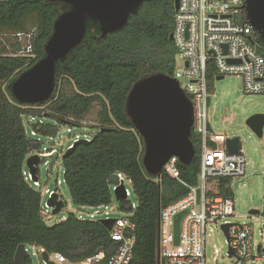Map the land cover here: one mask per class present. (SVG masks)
<instances>
[{
	"label": "trees",
	"instance_id": "obj_1",
	"mask_svg": "<svg viewBox=\"0 0 264 264\" xmlns=\"http://www.w3.org/2000/svg\"><path fill=\"white\" fill-rule=\"evenodd\" d=\"M174 1L144 2L123 29L103 38L97 25H89L84 40L56 64L49 100L34 105L18 103L10 85L44 57L53 24L67 7L48 0H7L0 6V37H5L0 41V264H15L13 257L19 245H36L48 255L58 253L71 263L100 251L104 260L98 264H106L115 251L116 243L99 220L80 221L76 213H68L63 222L47 223L42 193L26 176L25 161L45 149L44 140L55 139L63 125L81 127L79 120L95 104L100 107L99 125L91 126L94 134L84 138H93L92 142L77 143L62 159L63 183L71 202L77 209L110 205L116 174H124L137 203L134 210L129 200L117 203L118 211L131 213L135 223L131 263L164 264L158 254L159 213L184 196L187 189L164 170L157 176L146 173L143 142L126 115L125 104L132 86L141 78L154 74L174 77L177 50L169 38ZM27 32H32L29 56L20 55V44L7 37ZM253 37L264 60V42L256 34ZM214 80V68L209 65V95ZM191 142L193 159L177 167L179 178L194 186L198 182L200 137L192 133ZM36 176L39 181L38 168ZM231 182V178H219L214 195L232 198ZM260 213L264 217V175ZM27 263L31 264L30 258Z\"/></svg>",
	"mask_w": 264,
	"mask_h": 264
},
{
	"label": "built area",
	"instance_id": "obj_2",
	"mask_svg": "<svg viewBox=\"0 0 264 264\" xmlns=\"http://www.w3.org/2000/svg\"><path fill=\"white\" fill-rule=\"evenodd\" d=\"M7 0H0V6ZM244 0H178V8L173 18L172 42L177 50L176 59L182 63L180 70H176L174 77L184 94L189 98L193 108V125L191 132L200 137L198 182L192 186L179 178L178 159H168L162 170L172 179L183 185L187 192L181 198L163 207L159 213L158 254L164 264H220L219 250L214 246L212 256L206 258L207 225L210 223L229 224L228 240L226 239L227 258H232L229 264H264V249L252 242V227L230 222L228 218L235 216L233 198L215 196L219 178H241L245 175V159L241 149L236 154L228 153L225 134H215L207 118L206 75L208 66H212L216 77L224 79L234 76L240 80L242 90L247 95L264 94V60L257 52L255 34L246 20ZM21 46L20 55L29 56L32 51V32L16 33L12 35ZM210 127V131L208 130ZM34 136V133L31 132ZM76 141V140H75ZM72 147V144L68 148ZM67 148V149H68ZM44 150V151H43ZM37 155L41 159L50 158L55 150L46 152L43 149ZM161 170V171H162ZM117 184L111 187V204L116 201L114 190L123 184L125 200L130 192L124 182L130 180L122 174H116ZM27 180L32 181L27 172ZM54 193L45 189L42 196L47 198ZM118 203V202H117ZM110 204V205H111ZM137 203L131 202V209ZM110 205L98 207L81 206L79 212L92 211L85 218L77 215L80 221H97L96 215L102 212L108 217ZM44 214L49 219L44 201ZM114 207V206H113ZM109 232L110 239L116 243L115 251L107 258L106 264H129L132 259L135 244V223L131 213H120ZM184 212L180 220L179 243H174V218ZM66 217L54 219L51 223H60ZM211 231V230H210ZM222 231V230H221ZM36 249V245H30ZM229 249L231 253H229ZM25 246V251H26ZM42 249L38 248L41 264H46L41 257ZM27 258H29L28 252ZM50 258L53 261H50ZM223 258V256H222ZM53 264H98L104 260V255L97 252L78 263H71L58 253L48 255Z\"/></svg>",
	"mask_w": 264,
	"mask_h": 264
},
{
	"label": "water",
	"instance_id": "obj_3",
	"mask_svg": "<svg viewBox=\"0 0 264 264\" xmlns=\"http://www.w3.org/2000/svg\"><path fill=\"white\" fill-rule=\"evenodd\" d=\"M65 5L53 24V31L44 46V57L29 69L17 76L10 85L12 97L20 104L34 105L49 100L54 91L56 64L76 48L85 38L89 25H97L100 37L123 29L130 15L141 4L152 0H48ZM178 8V0L174 1V10ZM245 17L253 32L264 42V0H244ZM172 41V34L170 35ZM215 80H222L216 77ZM210 97L207 98V106ZM125 112L134 129L143 142L142 165L151 176L160 174L168 159L176 157L180 164L188 165L195 155L191 142L193 125V108L189 98L179 87L178 81L163 74L146 76L137 81L129 91ZM245 125L258 137H262L264 114H253L245 121ZM210 131V127L208 126ZM105 131V129H101ZM88 139L74 141L72 147L66 149L62 159L66 158L77 143H90ZM228 153L240 151V140L237 137L227 138L225 142ZM40 158L30 155L25 166L32 181H37V168ZM116 202L125 200L123 184L114 190ZM46 206L53 216L64 208V202L57 193H52L46 200ZM184 212L174 218V243H179L180 220ZM249 214H260L259 210H250ZM108 232L111 231L115 219L99 220ZM229 224L221 226L228 240ZM100 252V251H99ZM229 253L231 250L229 249ZM46 264L48 253H41ZM15 264H28L25 245H19L14 253ZM132 264V263H129Z\"/></svg>",
	"mask_w": 264,
	"mask_h": 264
},
{
	"label": "rangeland",
	"instance_id": "obj_4",
	"mask_svg": "<svg viewBox=\"0 0 264 264\" xmlns=\"http://www.w3.org/2000/svg\"><path fill=\"white\" fill-rule=\"evenodd\" d=\"M6 36V35H5ZM11 37L12 35H7ZM0 41L4 40V36L0 37ZM10 39V38H9ZM11 40V39H10ZM182 63L176 59V70H180ZM68 88H65L67 91ZM67 92H70L68 90ZM210 105L207 110L208 122L215 134H225L228 138L237 137L240 140L241 153L244 156L245 175L241 178H233L231 182L232 198L234 202L235 216H230L228 220L238 225H250L252 227V242L255 246L260 245L264 249V217L260 214H249L250 210L262 209L263 199V175H264V128L262 137L258 138L246 125L245 121L253 114H264V94L263 95H247L243 92L240 80L234 76H227L222 80H214L210 92ZM100 107L93 105L90 111L79 120L81 127H68L63 125L59 128L57 137L53 140H44L45 151L55 150L52 157L44 159V164L38 166L39 181L34 184L30 180L28 182L34 187L39 188L41 193L47 189L56 192L59 199L64 202L62 211L53 216L51 209H47L49 219L60 218L68 213H76L88 218L92 211L84 210L81 213L71 202L68 190L63 183L62 155L69 145L74 141L84 138H90L94 134L91 128L99 125L98 113ZM25 129L29 133L28 125L25 123ZM33 137V135H31ZM44 151V150H43ZM26 167V166H25ZM27 176V172H26ZM58 181V183H57ZM125 187L130 192L128 200L136 203V197L133 193L131 185L124 182ZM46 202L47 196L43 195ZM114 206V207H113ZM117 202L114 201L110 205L108 217L115 219L119 216L116 210ZM105 214L94 217L95 220H102ZM52 220V221H53ZM52 221H47L51 224ZM211 230V231H210ZM206 237V258L209 260L213 254L212 248L215 246L220 257L217 263L229 264L232 258H227L224 254L227 252L226 238L219 228L218 224L210 223L207 225ZM31 264H41V259L36 253L38 248L32 249L30 245H26ZM223 256V258H222ZM50 261H53L50 258ZM207 264H210L207 262Z\"/></svg>",
	"mask_w": 264,
	"mask_h": 264
}]
</instances>
